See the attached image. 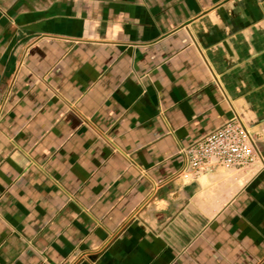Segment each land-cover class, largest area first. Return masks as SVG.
Segmentation results:
<instances>
[{"label": "crops", "instance_id": "crops-1", "mask_svg": "<svg viewBox=\"0 0 264 264\" xmlns=\"http://www.w3.org/2000/svg\"><path fill=\"white\" fill-rule=\"evenodd\" d=\"M0 264H264V0H0Z\"/></svg>", "mask_w": 264, "mask_h": 264}, {"label": "built area", "instance_id": "built-area-1", "mask_svg": "<svg viewBox=\"0 0 264 264\" xmlns=\"http://www.w3.org/2000/svg\"><path fill=\"white\" fill-rule=\"evenodd\" d=\"M241 121L234 118L185 149L190 174L199 177L214 168L245 169L261 162L255 140Z\"/></svg>", "mask_w": 264, "mask_h": 264}]
</instances>
